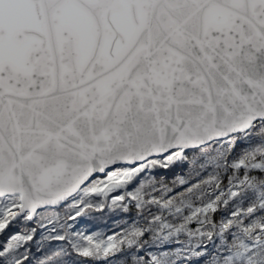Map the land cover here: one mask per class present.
I'll return each mask as SVG.
<instances>
[{
	"label": "snow or ice",
	"instance_id": "obj_1",
	"mask_svg": "<svg viewBox=\"0 0 264 264\" xmlns=\"http://www.w3.org/2000/svg\"><path fill=\"white\" fill-rule=\"evenodd\" d=\"M0 264H264V0H0Z\"/></svg>",
	"mask_w": 264,
	"mask_h": 264
},
{
	"label": "rangeland",
	"instance_id": "obj_2",
	"mask_svg": "<svg viewBox=\"0 0 264 264\" xmlns=\"http://www.w3.org/2000/svg\"><path fill=\"white\" fill-rule=\"evenodd\" d=\"M189 170L190 166H179L171 172L161 171L158 178H166L170 181L174 179L173 172H175L176 175H180L182 173H187ZM136 219H138V217L135 211L125 212L120 209H105L103 211L94 212L84 223H86L89 228L111 234L112 232H119L122 228L129 227Z\"/></svg>",
	"mask_w": 264,
	"mask_h": 264
}]
</instances>
